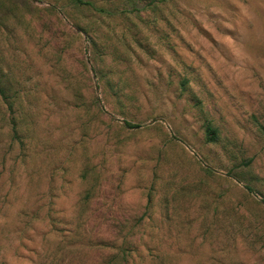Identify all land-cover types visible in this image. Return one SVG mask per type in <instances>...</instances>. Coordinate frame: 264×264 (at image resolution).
Returning <instances> with one entry per match:
<instances>
[{
    "label": "rangeland",
    "instance_id": "374dc122",
    "mask_svg": "<svg viewBox=\"0 0 264 264\" xmlns=\"http://www.w3.org/2000/svg\"><path fill=\"white\" fill-rule=\"evenodd\" d=\"M73 1L0 0V264H264V0Z\"/></svg>",
    "mask_w": 264,
    "mask_h": 264
},
{
    "label": "trees",
    "instance_id": "16d2710c",
    "mask_svg": "<svg viewBox=\"0 0 264 264\" xmlns=\"http://www.w3.org/2000/svg\"><path fill=\"white\" fill-rule=\"evenodd\" d=\"M73 2L76 3V4H79V5H85V6H89V7L92 6L93 7V4H91L90 2H86L84 0H74ZM130 2L133 4L134 10L138 11L139 10V8H138V5H139L138 0H130ZM102 12H103V10L99 11V13H102ZM126 126L129 127V128H138L139 127V125H134V124H130V123H126ZM207 131L211 132V131H214V130L208 128ZM209 140L210 141H215V138H209ZM248 190L250 192H252V190L250 188H248ZM263 203H264V201H263Z\"/></svg>",
    "mask_w": 264,
    "mask_h": 264
}]
</instances>
